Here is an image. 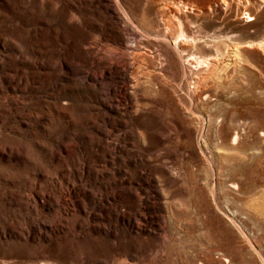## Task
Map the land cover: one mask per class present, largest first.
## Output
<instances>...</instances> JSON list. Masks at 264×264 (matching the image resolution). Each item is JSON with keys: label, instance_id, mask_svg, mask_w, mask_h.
I'll return each mask as SVG.
<instances>
[{"label": "rangeland", "instance_id": "374dc122", "mask_svg": "<svg viewBox=\"0 0 264 264\" xmlns=\"http://www.w3.org/2000/svg\"><path fill=\"white\" fill-rule=\"evenodd\" d=\"M227 1L0 0V264H264V0Z\"/></svg>", "mask_w": 264, "mask_h": 264}, {"label": "bare ground", "instance_id": "6f19581e", "mask_svg": "<svg viewBox=\"0 0 264 264\" xmlns=\"http://www.w3.org/2000/svg\"><path fill=\"white\" fill-rule=\"evenodd\" d=\"M225 4L226 3H228V1L227 0H222ZM251 0H245V3L248 5V4H250L251 2H250ZM242 2V1H241ZM181 4H182V1H181ZM184 5V4H183ZM227 5V4H226ZM247 5H245L246 7H247ZM185 8H188V6L185 4ZM247 14V16L248 17H252L251 16V13H249V12H247L246 13ZM254 18L252 17V18H250L249 20H253ZM182 33H184V32H182ZM181 35H185V34H181ZM185 37V36H184ZM181 39H182V37H180ZM170 44L173 46V48L175 49V51H177L178 52V54L180 55V57L182 58V64H183V68H186L187 66H189V65H191V63H192V60H196L197 61V64H199V66H200V64H202V63H213L214 61L212 60V58H207V59H205V58H203V57H201V56H196L195 54H191V55H188L189 53H188V51H187V48H183V46H181V44H180V41L178 40V38L176 37L175 39H172L171 41H170ZM247 45H250V44H247ZM238 49V48H237ZM187 56V58H185ZM209 59V60H208ZM213 61V62H212ZM203 65H205V64H203ZM195 67H197V65L195 66ZM211 67V66H210ZM212 67H213V65H212ZM215 69V68H214ZM197 83V82H196ZM240 139V132H235L234 134H232V136H231V142L232 143H236L238 140ZM239 142V141H238ZM198 264H204V262L203 261H200Z\"/></svg>", "mask_w": 264, "mask_h": 264}]
</instances>
